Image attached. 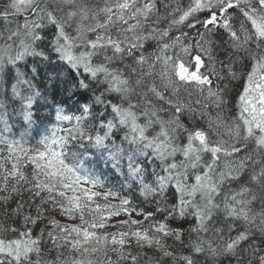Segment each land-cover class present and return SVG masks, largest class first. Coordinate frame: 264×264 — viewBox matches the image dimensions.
I'll return each instance as SVG.
<instances>
[{
	"label": "snow or ice",
	"instance_id": "obj_1",
	"mask_svg": "<svg viewBox=\"0 0 264 264\" xmlns=\"http://www.w3.org/2000/svg\"><path fill=\"white\" fill-rule=\"evenodd\" d=\"M0 264H264V0H0Z\"/></svg>",
	"mask_w": 264,
	"mask_h": 264
}]
</instances>
